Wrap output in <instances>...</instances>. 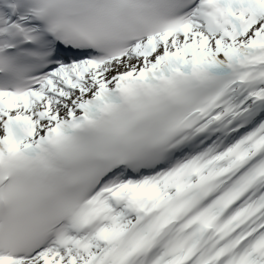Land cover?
<instances>
[{"label": "snow or ice", "instance_id": "1", "mask_svg": "<svg viewBox=\"0 0 264 264\" xmlns=\"http://www.w3.org/2000/svg\"><path fill=\"white\" fill-rule=\"evenodd\" d=\"M0 264H264V0H0Z\"/></svg>", "mask_w": 264, "mask_h": 264}]
</instances>
